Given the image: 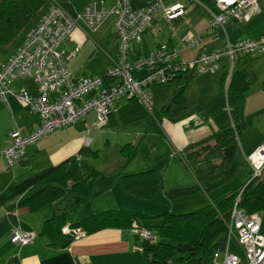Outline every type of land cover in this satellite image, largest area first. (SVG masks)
Segmentation results:
<instances>
[{"label":"built area","instance_id":"2783aa9c","mask_svg":"<svg viewBox=\"0 0 264 264\" xmlns=\"http://www.w3.org/2000/svg\"><path fill=\"white\" fill-rule=\"evenodd\" d=\"M164 0H153L148 5L133 8L129 0H90L78 11L69 12L58 0H51L37 23L27 30L24 38L12 55L0 64V101L8 106L7 96H15L21 104L40 118V124L28 133L20 129L11 132L4 148L0 151L8 168L23 158L28 145L54 130L72 125L93 111L98 123H106L114 105L122 98L135 96L147 108L151 105L148 87L151 84L170 81L174 74H214L219 70L220 59L225 55L230 67L239 55L254 56L264 53V36L257 39H240L227 42L222 47L199 53L192 60H184L182 51L196 46L201 35L185 34L179 45L161 44L146 55L136 53L132 45L141 34L152 27L153 15L161 11L167 21L185 16L186 6L176 1L163 5ZM193 2V0H189ZM218 13H211L206 33L210 34L228 20H248L251 14L264 8V0H213ZM113 18L116 49L108 52L97 44L108 59L105 76H77L68 68L69 62L78 53V48L64 49L63 41L76 29L86 28L94 33L103 21ZM131 53V55H130ZM143 71V73H142ZM134 72V73H133ZM30 78L37 94L33 95L26 86L14 88L15 81ZM85 138L83 145L88 146ZM246 163L253 177L264 174V142L250 155ZM225 239L212 255L211 264H264V233H261V213H247L235 199L227 222ZM129 230L143 241L153 242V232L133 220ZM69 238L84 234L80 227L64 224L61 228ZM33 232L15 227L11 241L22 246L32 241ZM234 239L241 254L229 250Z\"/></svg>","mask_w":264,"mask_h":264},{"label":"trees","instance_id":"16d2710c","mask_svg":"<svg viewBox=\"0 0 264 264\" xmlns=\"http://www.w3.org/2000/svg\"><path fill=\"white\" fill-rule=\"evenodd\" d=\"M58 1L69 12L77 11L69 1ZM151 1L153 0H129L133 8L144 7ZM47 3V0H0V43L9 44L21 35L22 41L27 30L33 27L46 11V6L49 5ZM240 56L249 55L237 57ZM220 67L216 73L220 71ZM232 67L229 65L231 77L225 90L228 94L242 97L249 87L250 74L233 71ZM192 76L195 74H174L168 81L176 82L173 94L159 110L152 108L149 87L148 92L151 96L149 108L135 96L122 98L114 105L105 124L116 122L127 124L134 120L143 122L139 141L136 144L131 141L126 142L121 149L126 164L136 155L141 142L150 143L153 136L163 137L161 121L165 117L175 115L187 106L184 91ZM224 79L225 75H222L218 81L221 89L224 87ZM242 108L243 101L239 99L233 122L223 125L209 138L187 144L180 151V158L192 171L196 183L192 186L165 189L163 192L173 199L193 195L201 189L208 195L210 201L197 209L184 212L165 211L160 216H149L140 210L111 208L91 215L79 216L82 205L91 194L96 172L92 170L83 172L78 155L68 157L41 171L34 172L29 169L18 175L13 185L0 192V205L17 196L24 197L22 204L27 205L31 211L47 204L58 203L56 229L59 231L67 223L72 227H80L86 233L105 228H129L133 220L145 221L148 218L158 217V223L151 224L146 221L141 223L153 232L156 241L155 247L154 241H144V264H211L213 253L219 243L225 239L226 225L235 199L238 198V206L249 214L264 211V174L260 177L246 178L232 191L219 197H214L212 194L237 175L240 160L237 141L245 128ZM87 148L83 146L79 155L86 153ZM117 176L123 190L137 198L150 199L161 189V181L153 167L134 173H125L121 169L118 170ZM51 228L52 221L45 219L41 233L46 234ZM177 244L189 245L191 250L179 252L176 250Z\"/></svg>","mask_w":264,"mask_h":264},{"label":"crops","instance_id":"0c3cea01","mask_svg":"<svg viewBox=\"0 0 264 264\" xmlns=\"http://www.w3.org/2000/svg\"><path fill=\"white\" fill-rule=\"evenodd\" d=\"M175 2L176 0H165L167 5ZM186 8L187 12L185 16L172 21L174 25H172L171 31L167 33H164L162 29L155 28V26L158 25V21L165 20L161 12H159L158 15L153 18V28L151 27L144 32L140 38L133 43V50L139 55L144 56L153 49L149 48L146 52L143 50L148 40H153V47L160 44L179 45L181 38L185 34L201 35L202 39L196 46L186 48L182 51V58L188 61L194 59L199 53L213 51L222 47L227 42H235L239 39H257L264 36V8L253 12L248 20L240 22L228 20L223 26L217 27L210 34L206 33L210 15L211 13H218V9L214 5L213 0H193V2L186 5ZM199 8L205 9L208 14V16L202 19L204 26L201 28H198V26H192L190 29L184 28V31L178 34L177 28L179 25L180 27H183L181 26L182 24H189V26H191L192 17L190 18V16H193L195 11ZM112 26H114V20L109 17L103 21L98 30L94 33L89 32L84 27L76 28L63 41L62 45H69L71 49L77 47L79 50L76 56L82 59L80 53L82 51H87L85 49L93 50V47L97 49V44L104 46L105 43H109ZM112 43L116 49V39ZM192 49H195V52L192 53ZM76 56L69 62L68 68L71 73L80 76L79 73L81 69H79L75 62ZM83 57L85 56L83 55ZM242 57L244 56L237 57L235 64ZM85 60L88 62L87 59ZM242 62L243 61L240 63ZM229 65V58L222 55L220 71L216 73V79L213 76L211 77L216 81L218 88V93L216 91L212 97L214 98L218 94V98H215L216 101L210 106L209 110L203 109L204 111H200L192 109L186 102L187 106L179 113L165 117L161 121L163 133L161 140L164 142L166 153H169L170 159L174 158V156L171 158L172 153L177 154L180 158V151L187 144L209 138L223 125L233 122L237 114L239 99L243 101L242 120L245 123V128L240 136L246 133L247 126L254 123L245 118L244 110L247 104L246 94L250 90L252 83H260L264 80H261L260 75L253 70H235L232 67L233 71H241L250 74V83L242 97L228 94L225 87L228 86L231 77ZM222 75H225V79L224 87L221 89L218 81ZM81 76L87 75L82 74ZM172 83L176 86V82ZM14 88L16 89L18 87L14 86ZM28 90L33 95L37 94L36 90L35 93L32 89ZM258 90V94L254 95H258L257 99L264 98V84H262ZM14 97L15 96L11 94L7 96L8 106L0 101V150L4 147L5 141L9 138L13 130L18 128L23 133H28L40 124V118L23 105V107L20 106ZM22 109L26 111H21ZM15 112H18V120L15 117ZM255 119L259 118L257 117ZM257 127V135L256 138H253V141L245 140V136L241 138L239 159L242 162L244 161L243 165L248 169L246 157L264 142V125H257ZM61 134L62 133L59 132L57 134H49L43 139H39V141L28 145L25 149L23 158L16 162L14 170H9L4 161L0 160V192L13 185L17 176L29 169L34 172L41 171L74 155H78V161H80L79 151L83 147V139L72 135L63 138L60 136ZM168 164L169 161L168 163L159 161L156 165H152V167L156 169L158 174V170H166ZM112 176L114 186H117L119 189V202L115 204L118 206L125 205L122 208L131 207L130 204L126 205V203H124V201H127L129 193L121 187L117 171L116 173L114 172ZM195 183L196 180L192 178L190 183H178L177 185L165 186L163 190L192 186L195 185ZM196 194L199 195L198 202L196 204L187 202V206L191 205V207H187L188 209L186 210L197 209L209 203L210 198L203 190L199 189L193 195ZM23 198V196L13 197L0 205V264H144V241L138 235L131 233L129 228H105L92 233H86L84 231V234L80 237L72 239L64 235L61 230L59 231L56 229L59 212L58 203H51V206H54L51 208L47 207V205H50L47 204L38 210L31 211L27 205L22 204ZM131 208H136L140 211L145 210V212H147L146 205L144 204H136L135 207ZM89 210L94 209L91 208ZM89 210L86 211V209H83L79 212V216L101 212L95 209L94 213H90ZM45 219H50L52 221V228L48 233L42 234L41 228ZM139 223L143 224L145 221L139 220ZM15 227L33 232L34 237L32 241L22 246L15 245L10 238L12 230Z\"/></svg>","mask_w":264,"mask_h":264},{"label":"rangeland","instance_id":"374dc122","mask_svg":"<svg viewBox=\"0 0 264 264\" xmlns=\"http://www.w3.org/2000/svg\"><path fill=\"white\" fill-rule=\"evenodd\" d=\"M51 0H47V4H49ZM73 4L74 8L79 10L83 8L86 3L90 0H67ZM186 6L189 4V0H176ZM108 3L111 0H107ZM163 5H167L165 0L162 1ZM48 5L46 6V8ZM158 11L153 15H158ZM208 16L205 9L199 8L195 11L193 16H190L192 19L191 26L189 24H182L178 26V34L184 31V28H189L192 26H198L201 28L204 26L203 18ZM154 24V23H153ZM173 22H168L166 20L158 21V25L155 28L162 29L164 33L170 32ZM208 26V24H207ZM153 28V26H152ZM158 31V30H157ZM203 33V32H202ZM200 33V34H202ZM191 35V34H187ZM22 35L15 40L11 41L9 44L0 43V63L4 62L8 56L12 55V52L18 47L20 43ZM109 43H103L104 48L110 52H115V46L112 42L115 41L116 35L114 26L111 27ZM153 40H148V43L145 44L143 50L146 52L149 48L153 47ZM65 47V48H64ZM71 46L62 45V48L69 49ZM71 49V48H70ZM82 51L80 56L82 57L75 58V62L78 65L80 71V75H104L108 69V59L105 56L103 51H100L97 47H93V50ZM149 51V50H148ZM192 53L195 52V49H192ZM11 54V55H10ZM83 55L85 57H83ZM185 55V54H184ZM88 62H86V60ZM243 61L242 63H240ZM235 70H243V71H251L253 70L255 73L260 75V79L264 80V53H259L254 56H244L237 61L236 64L233 65ZM229 71V70H228ZM134 73V72H133ZM143 73V71H142ZM219 73V72H218ZM216 74H200L192 76L185 88V99L190 108L204 111L209 110L210 106L216 101L215 98H218V94L216 97L213 94L218 93V88L216 81L214 78ZM216 79V77H215ZM260 80V81H261ZM264 84V81L260 83L254 82L251 85L250 90L247 92V104L244 110L245 118L249 121L254 122L247 126V131L244 135L239 136L238 138V152L241 150V138L246 137L245 140L253 141V138H256L258 127L257 125H264V98L257 99L259 92V87ZM26 86L28 89H32L35 93V84L32 79L26 78L25 80L15 81L12 83V86ZM175 88V84L172 82L164 83V84H151L149 86V91L152 96V108L159 110L167 101L170 99L173 94ZM261 94V93H259ZM15 98V97H14ZM20 106H22L21 102L15 98ZM12 105V104H11ZM23 107V106H22ZM21 111H26L22 109ZM28 113V111H27ZM15 117L18 120V112H15ZM37 115V114H36ZM38 116V115H37ZM39 117V116H38ZM259 119H255V118ZM143 131V122L141 120H134L127 124H123V122H116L113 124H100L95 119L94 112H89L83 116L76 123L59 128L54 130L50 134L62 133L60 136L65 138L71 136H78L83 139V143L86 137L90 139L88 144L87 152L82 153L79 158L80 168L83 172L87 173L89 171H95L96 175L93 177V187L91 190V194L87 201L82 205L80 212L84 209H98L96 211H104V209L109 208H122L124 206H118L115 203L119 202V189L117 186L113 184V174L118 170L123 169L125 173H134L141 171L143 169L152 167V165H156L159 161H164V163H168L166 170H158L159 179L161 181V189L155 194L154 197L150 199H142L137 198L129 194L127 197V201H124L126 205H131V207H135L136 204H144L146 205L147 212L143 210L149 216H160L165 211L170 212H183L188 211L187 202L197 203L198 202V194L196 195H188L182 197H176L170 199L167 197L163 188L165 186L177 185L178 183H190L192 178L195 180L192 171L180 160L177 154L172 153L171 158L169 157V153H166L164 142L161 140L159 136H153L151 138V142H141L138 146V150L136 155L131 159V161L126 164L125 155L122 153L121 149L126 142H132L136 144L139 141L140 135ZM49 135V134H46ZM46 135L40 138L43 139ZM39 141V140H38ZM84 146V145H83ZM185 148V147H184ZM125 165V166H124ZM159 165V164H158ZM157 165V166H158ZM16 165L9 170H14ZM37 169V168H36ZM16 171V170H15ZM253 175V171L251 169L246 168L243 165L242 161L238 162V170L237 175L231 178L224 186L212 192L214 197H219L220 195H224L229 193L234 188H236L242 181L246 178ZM120 182V181H119ZM120 185V184H119ZM105 205V206H104ZM47 207H54L53 205H47ZM131 207H125L127 209H135ZM198 207V206H196ZM94 210H89L90 213H94ZM98 213V212H97ZM158 217L148 218L145 221L148 223H158ZM139 222V220H138ZM261 233H264V211L261 212ZM156 241L153 242V246L155 247ZM229 250L232 253L241 254V250L237 245L234 239H231L229 242ZM177 252V251H176Z\"/></svg>","mask_w":264,"mask_h":264},{"label":"water","instance_id":"95a60500","mask_svg":"<svg viewBox=\"0 0 264 264\" xmlns=\"http://www.w3.org/2000/svg\"><path fill=\"white\" fill-rule=\"evenodd\" d=\"M176 250L179 251V252H185V251H190L191 250V247L189 245H181V244H177L176 245Z\"/></svg>","mask_w":264,"mask_h":264}]
</instances>
